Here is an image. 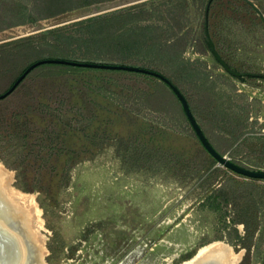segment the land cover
<instances>
[{
    "label": "rangeland",
    "instance_id": "obj_1",
    "mask_svg": "<svg viewBox=\"0 0 264 264\" xmlns=\"http://www.w3.org/2000/svg\"><path fill=\"white\" fill-rule=\"evenodd\" d=\"M210 2L0 0V97L46 60L150 70L221 156L264 172V22L212 0L207 36ZM0 166L41 212L35 264H182L215 242L264 264V181L219 165L153 76L35 68L0 99ZM3 208L28 219L0 194Z\"/></svg>",
    "mask_w": 264,
    "mask_h": 264
},
{
    "label": "bare ground",
    "instance_id": "obj_2",
    "mask_svg": "<svg viewBox=\"0 0 264 264\" xmlns=\"http://www.w3.org/2000/svg\"><path fill=\"white\" fill-rule=\"evenodd\" d=\"M11 181L12 178L0 166L1 196L6 197L12 208L23 213V216L27 215L28 219L21 223L19 215H16L17 220L15 219L14 223H11L12 219H8L4 208L0 210V264H25L27 260L31 264H35L37 258L42 257L41 252L44 249L40 237V232L43 229L41 212L36 206L34 197L21 194L14 188H10ZM17 212L15 214H18ZM16 225H20V229ZM5 232L10 234V237L6 236ZM243 256L244 253L236 254L225 243L215 242L201 248L192 259L182 264H239Z\"/></svg>",
    "mask_w": 264,
    "mask_h": 264
},
{
    "label": "water",
    "instance_id": "obj_3",
    "mask_svg": "<svg viewBox=\"0 0 264 264\" xmlns=\"http://www.w3.org/2000/svg\"><path fill=\"white\" fill-rule=\"evenodd\" d=\"M247 4H249L256 12L257 14L261 17V19L264 22V14L262 11L252 2L251 0H245ZM211 2L208 4L207 11H206V18H207V23H206V29H207V36L208 34V18H209V10L211 6ZM209 45L212 50L213 55L217 59V61L223 66V68L232 76L236 78H240L241 74L234 72L229 68V66L221 59V57L218 55L214 44L212 43L211 40H209ZM44 64H59V65H67V66H74V67H82V68H92V69H106V70H115V71H126V72H133V73H140V74H145V75H150L155 78H158L162 82H164L172 91L173 93L177 96V98L180 100L183 109L185 111V114L194 129L197 137L199 138L200 142L204 146V148L207 150V152L218 162L219 165L224 166L228 170L243 176L248 179H253V180H263L264 181V172L263 171H254V170H249L242 168L240 166H237L233 164L230 160L227 158L221 156L210 144L208 141L207 137L203 133L202 129L200 128L198 122L196 121L190 106L186 100V98L183 96V94L178 90V88L173 85V83L164 77L163 75L153 72L150 70L138 68V67H131V66H120V65H106V64H94V63H79V62H72V61H66V60H46V61H41L33 64L30 66L26 72L20 77V79L17 81V83L13 86V88L7 92L4 96L0 97V99L6 98L9 96L16 88L17 86L26 78V76L32 72L35 68L44 65Z\"/></svg>",
    "mask_w": 264,
    "mask_h": 264
},
{
    "label": "trees",
    "instance_id": "obj_4",
    "mask_svg": "<svg viewBox=\"0 0 264 264\" xmlns=\"http://www.w3.org/2000/svg\"><path fill=\"white\" fill-rule=\"evenodd\" d=\"M96 21V19H91V20H88L87 22H85V24H88V23H90V24H94V22ZM190 106V105H189ZM191 108V107H190ZM192 111V110H191ZM196 119V118H195ZM197 121V120H196ZM200 126V125H199ZM201 128V127H200ZM202 129V128H201ZM202 131H203V129H202ZM203 133L205 134V132L203 131ZM206 136V135H205ZM208 139V138H207ZM209 141V140H208ZM210 142V141H209ZM211 144V143H210ZM212 145V144H211Z\"/></svg>",
    "mask_w": 264,
    "mask_h": 264
},
{
    "label": "crops",
    "instance_id": "obj_5",
    "mask_svg": "<svg viewBox=\"0 0 264 264\" xmlns=\"http://www.w3.org/2000/svg\"><path fill=\"white\" fill-rule=\"evenodd\" d=\"M83 170H84V168H81V169H80V171H82V173H83ZM127 198H128V197H127ZM127 198H126V199L123 198V200H122L121 202H122V203H124V202H128ZM124 200H125V201H124Z\"/></svg>",
    "mask_w": 264,
    "mask_h": 264
}]
</instances>
